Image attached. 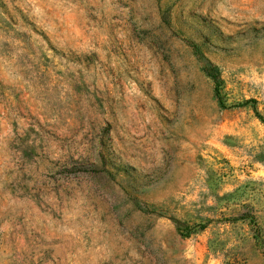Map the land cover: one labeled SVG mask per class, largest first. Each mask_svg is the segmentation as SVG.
<instances>
[{
  "label": "rangeland",
  "instance_id": "374dc122",
  "mask_svg": "<svg viewBox=\"0 0 264 264\" xmlns=\"http://www.w3.org/2000/svg\"><path fill=\"white\" fill-rule=\"evenodd\" d=\"M0 264H264V0H0Z\"/></svg>",
  "mask_w": 264,
  "mask_h": 264
}]
</instances>
